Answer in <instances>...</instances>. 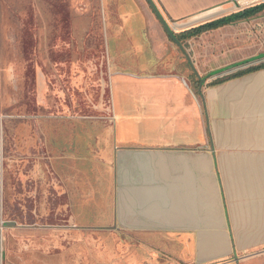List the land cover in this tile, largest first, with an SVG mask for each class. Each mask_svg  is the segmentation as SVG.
<instances>
[{
	"label": "crops",
	"instance_id": "crops-1",
	"mask_svg": "<svg viewBox=\"0 0 264 264\" xmlns=\"http://www.w3.org/2000/svg\"><path fill=\"white\" fill-rule=\"evenodd\" d=\"M154 2L181 33L237 13L252 0ZM98 7L110 65L106 110L95 122L56 115L46 119L45 128L36 127L47 150L45 162L33 130L16 132L21 138L16 157L29 156L36 164L34 178L45 180L48 213L79 235L126 232L133 244L150 249V261L264 259V68L230 77L264 58L222 44L199 50L202 34L185 40L198 72L213 70L204 77L203 99L187 57L170 42L147 0H98ZM76 15L74 36L83 42L90 19L87 13ZM52 19L54 7L47 0H0V113L23 87L18 73L24 34L40 32L39 49L51 69L56 52H71L54 46ZM60 22L65 25L63 14ZM37 79L43 88L44 75ZM36 97L39 103L45 99L41 92ZM43 191L37 190L38 198ZM6 229L0 223V243L8 244L10 234L16 242L42 233Z\"/></svg>",
	"mask_w": 264,
	"mask_h": 264
},
{
	"label": "flooded vegetation",
	"instance_id": "flooded-vegetation-1",
	"mask_svg": "<svg viewBox=\"0 0 264 264\" xmlns=\"http://www.w3.org/2000/svg\"><path fill=\"white\" fill-rule=\"evenodd\" d=\"M47 2H51L54 7V19H52L55 25L52 34L56 35L54 46L71 49V52H56L54 56L55 68L51 69L43 60L41 49H39V46L43 47L40 32L34 35L24 34V39L22 38L23 60L21 68L23 69L18 73V76L23 83V87L17 88L14 100L8 101L5 104V109L0 113V223L3 227L9 229L14 227L18 229L38 228L36 224L41 222L47 228L44 230L49 232L54 230L55 222L60 221L59 217L48 213L45 180L39 182L32 174L36 164L29 160V156L24 158L23 161L16 157L19 153L17 141L21 140L16 132L23 129L28 132L33 130L35 134L33 138L35 137L34 139L37 142L39 141L40 158L42 162H45L47 150L43 144V136L37 135L36 127L45 128L49 124L46 119L49 116L56 115L75 114L82 119H92L95 122L100 118L101 111L106 110L109 99L107 79L110 75V65L104 54L105 39L101 32L98 17V0L76 2L75 0H69L65 3L61 0H47ZM76 13H87L90 19V30L86 33L83 42H79L74 36ZM60 14L64 15L66 21L64 26L60 22ZM32 36L34 37L32 38ZM46 46L49 47V44H45ZM74 48L75 50H73ZM141 56L143 58L147 57V55ZM60 63L61 68L58 67ZM143 66H145L144 62L141 63L140 68ZM123 67L127 68L128 66L124 65ZM39 74L44 75L43 88L36 85ZM37 92H41L45 96L42 103L38 102ZM54 92L57 94H54ZM8 120H14L15 123L13 140L9 137ZM85 125L90 126L93 124L88 123ZM8 140L9 144L11 143L9 146ZM10 152L15 155L13 160L8 158ZM42 162L39 164L43 178L46 179L47 175L45 176L43 171ZM10 166L15 168L12 173H8V167ZM40 187L44 190L45 195L38 198L37 190ZM34 191L35 193H33ZM8 218L19 219V221L8 220ZM10 223H14L15 226L9 227L8 224ZM98 231L103 230H92L95 233L87 232L86 235L75 233V237H78L80 242L92 248L99 259L107 260L109 256L111 257V254L114 257L115 253L125 255L124 252L130 251L132 248L128 236L125 237L123 234L114 235L109 230H107L109 233L104 236V234L96 233ZM10 238L13 240L14 234H10ZM107 238H110L111 243H115L116 248L119 247L121 250L116 252L114 249L112 253L111 250L114 247L109 246ZM12 240H9L7 244L9 251L16 250L24 253L41 251L47 255H54L56 247L64 245V241L55 233L45 236V241L40 240V237L38 239L34 237L33 240L18 238L16 242ZM108 248L110 251H107ZM162 260L159 259V262L150 261L149 257V264H165Z\"/></svg>",
	"mask_w": 264,
	"mask_h": 264
},
{
	"label": "rangeland",
	"instance_id": "rangeland-1",
	"mask_svg": "<svg viewBox=\"0 0 264 264\" xmlns=\"http://www.w3.org/2000/svg\"><path fill=\"white\" fill-rule=\"evenodd\" d=\"M261 3H264V0H252V2L248 3L246 8H244L243 10L249 9ZM170 42L173 41L170 39ZM220 44H222V46H224L225 48H228L227 46H230L231 48H240L241 50H245L247 53H257V57L264 58V10L256 13L255 15H252L247 19H241L218 29L204 32L202 33V38L198 42H196V46H198L197 48H199V50L202 47L207 46L220 47ZM174 45L176 46L175 43ZM183 45L186 52L188 53L187 50L190 47V43L184 41ZM186 63L189 64L187 60ZM263 63L258 64V66L262 65ZM251 67L255 66L253 65ZM209 72L211 73L213 72V70H209L208 73ZM208 73H203L202 75H200L202 78H204L208 75ZM230 74H224L222 77L229 76ZM222 77H219L218 79H221ZM193 79L195 80V77ZM14 124V120H8L7 127L8 131L10 132L9 137L12 138V140L15 134ZM10 144L8 140V146ZM14 157L15 155L12 152L8 153V158L10 160H13ZM14 169V166L8 167V173H12ZM8 220L19 221V219L15 220V218H8ZM36 225L42 232L39 235L40 240L45 241L44 237L54 232L60 237L62 241H64V245L56 247V253L54 255H47L42 253L41 251H28L26 253H21L17 252L16 250L9 251L6 240L4 239L0 243V264H149L150 249L147 246L144 247L141 245H135L131 242L132 248L128 252L125 251V255H118V253H115L113 255L114 257H112L111 254V257L109 256V259L102 260L96 256V253L92 248H89V246H86L82 242L78 243L79 238L75 237L76 232L74 230L62 228L66 225L61 224L60 222H55V227L58 228L49 232H46V230H44L47 229L44 223L37 222ZM16 228L17 227L10 229L7 228L6 232L12 233ZM93 233L95 232H91V234ZM96 233H101L106 236L109 231H98ZM123 235L125 237L129 236L126 232H124ZM9 240L11 241L12 239L9 238ZM107 241L109 246L114 247L111 250L112 253L114 249L116 250V252H119L121 250V248L119 247L116 248L115 243H111L110 238H107ZM86 244H88V242H86ZM107 251H110L109 248ZM107 251H105V253L108 255ZM248 264H264V259L252 261Z\"/></svg>",
	"mask_w": 264,
	"mask_h": 264
},
{
	"label": "trees",
	"instance_id": "trees-1",
	"mask_svg": "<svg viewBox=\"0 0 264 264\" xmlns=\"http://www.w3.org/2000/svg\"><path fill=\"white\" fill-rule=\"evenodd\" d=\"M263 10H264V3H261L259 5L251 7L249 9L242 10V11H239L237 13H233V14H230L228 16H224V17L206 22V23L201 24L197 27L191 28L185 32L178 33V34H176V36L183 43L185 40L190 39L192 37L199 36L204 32L214 30V29H218L220 27L234 23V22L241 20V19H247V18L251 17L252 15H255L256 13L263 11ZM246 62L247 61L242 62L241 64H244ZM261 68H264V63L262 65H259V66L249 67L248 69L240 71L236 74H233L230 77H237V76H240V75H242L248 71H253V70H257V69H261ZM193 75L198 82L196 74H193ZM224 80H225V78L222 80L213 82V84L221 83Z\"/></svg>",
	"mask_w": 264,
	"mask_h": 264
},
{
	"label": "water",
	"instance_id": "water-1",
	"mask_svg": "<svg viewBox=\"0 0 264 264\" xmlns=\"http://www.w3.org/2000/svg\"><path fill=\"white\" fill-rule=\"evenodd\" d=\"M147 2L150 4L151 8L154 10L156 16L158 17L159 21L161 22L162 26L164 27V29L166 30L168 36L170 37V39L182 50V52L185 54V56L187 57L190 66L193 70V72L196 74V76L198 77L199 81H200V85H199V92L202 96V98L204 99V96L202 94V88L203 85L205 83V79L201 77L200 73L198 72L197 68L195 67L194 63L192 62L189 54L186 52L184 45L182 44V42L178 39V37L176 36V31L174 30V28L170 25V23L164 18L163 14L161 13V11L159 10V8L157 7L156 3L154 2V0H147ZM185 84H187L186 80L184 79ZM54 94H57L54 92ZM106 115H110V112H106ZM8 226H12L14 227L15 224L14 223H10L8 224Z\"/></svg>",
	"mask_w": 264,
	"mask_h": 264
},
{
	"label": "built area",
	"instance_id": "built-area-1",
	"mask_svg": "<svg viewBox=\"0 0 264 264\" xmlns=\"http://www.w3.org/2000/svg\"><path fill=\"white\" fill-rule=\"evenodd\" d=\"M263 62H264V59L259 60L258 62H255V63H251V64H249V65H247V66L250 67V66H253V65H256V64H261V63H263Z\"/></svg>",
	"mask_w": 264,
	"mask_h": 264
}]
</instances>
